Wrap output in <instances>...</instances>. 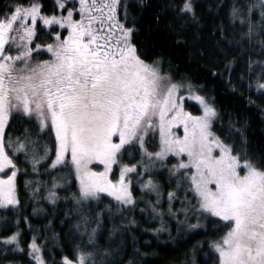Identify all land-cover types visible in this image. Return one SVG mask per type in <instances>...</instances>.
Wrapping results in <instances>:
<instances>
[{
    "label": "snow or ice",
    "instance_id": "1",
    "mask_svg": "<svg viewBox=\"0 0 264 264\" xmlns=\"http://www.w3.org/2000/svg\"><path fill=\"white\" fill-rule=\"evenodd\" d=\"M132 4L144 0H11L0 8V253L29 264H121L139 211L156 222L143 231L157 237L171 238V224L185 233L212 224L188 264L197 254L205 264H264V147L249 141L246 120L207 94L214 89L203 77L164 67L171 60L149 50ZM197 6H169L177 42L190 31L195 55L212 64L208 74L233 92L247 57L236 80L264 97V58H252L264 57V0H231L227 28L216 24L207 38ZM60 204L70 205L71 255L49 261L57 234L48 225ZM28 207L48 217L43 230L23 214ZM145 255L134 247L123 264Z\"/></svg>",
    "mask_w": 264,
    "mask_h": 264
},
{
    "label": "trees",
    "instance_id": "2",
    "mask_svg": "<svg viewBox=\"0 0 264 264\" xmlns=\"http://www.w3.org/2000/svg\"><path fill=\"white\" fill-rule=\"evenodd\" d=\"M177 0H144L142 7L135 4L130 5L131 12L134 16L139 18L142 32L141 35L145 43L149 46V50L156 55H162L165 60H171V64H165L164 67L170 69L173 74L188 73L196 77H203L202 81L205 84H211L214 90H209L208 95L214 96L216 103L221 108H227L233 114L241 119L247 121V136L249 141L256 146L257 149L264 147V117H262L260 108H264V97L254 96L248 90L241 86L236 77L247 57L241 60L237 71L233 73V79L237 84L236 91L233 92L219 77L212 78L208 74V69L212 64L207 60H200L194 52L195 43L192 40L191 32H183L180 38L186 42L178 43V34L175 31L169 30V23H175L173 14L169 10L171 4L176 3ZM231 0H197V14L201 17L203 23V32L206 38L208 37V29L216 24L223 23L227 28L226 11L230 5ZM11 0H0V8L10 5ZM223 4V7L218 5ZM160 15L159 24L156 23L155 17ZM247 48L248 45H245ZM236 51H239L237 49ZM253 59H261L264 57L253 55ZM237 59H240L237 57ZM200 65L198 70H195L196 65ZM254 100L255 106H250L248 100ZM194 112L198 110L195 104L191 103L190 107ZM22 123L17 121L14 125L15 129H21ZM15 134V132H14ZM21 168L26 165L20 164ZM17 184L20 190L22 201L28 200V196L23 187V176L18 174ZM63 195V193H61ZM44 207L51 211L47 204ZM70 207L68 204H60L54 213L51 225H48V217H33L30 215L31 208L23 209V214L29 216L30 223L41 230L45 225H48L49 236L52 232L57 234L56 239L49 245L52 254L47 252L45 256L49 261H59L62 255H71V248L73 237L69 233L70 220L65 217L64 209ZM3 214V213H0ZM11 215V213H7ZM138 223L131 228V232L125 235V252L123 253V261L129 259V255L133 253L134 247H138L140 252L147 255L132 256L133 264H188L189 253L197 242L205 240L212 235V224L209 223L208 230L194 229L187 233L176 231L175 224H171V238L165 233L160 234L159 237L143 231V229L156 227V222H152L151 218L141 215L139 211L133 214ZM167 219V218H166ZM61 220L64 223L61 224ZM21 227L25 228L23 222ZM29 233L25 231L24 241L29 239ZM132 235L137 238L136 244L133 245ZM147 241V243H145ZM14 260L19 261L20 264H29V259L23 255H4L0 253V261ZM123 261L121 264H123ZM197 264H205V260L200 258L197 254ZM210 264V261H209Z\"/></svg>",
    "mask_w": 264,
    "mask_h": 264
},
{
    "label": "rangeland",
    "instance_id": "3",
    "mask_svg": "<svg viewBox=\"0 0 264 264\" xmlns=\"http://www.w3.org/2000/svg\"><path fill=\"white\" fill-rule=\"evenodd\" d=\"M166 68V67H165ZM168 69V68H167ZM191 103H193V104H195V106H197L196 105V103L195 102H191ZM191 103L190 102H188L187 100L185 101V104H186V106L188 107V109L190 110V111H193L190 107H191ZM194 112V111H193Z\"/></svg>",
    "mask_w": 264,
    "mask_h": 264
}]
</instances>
